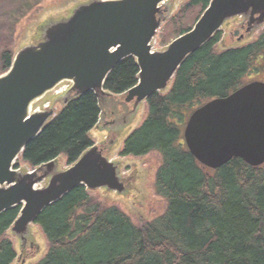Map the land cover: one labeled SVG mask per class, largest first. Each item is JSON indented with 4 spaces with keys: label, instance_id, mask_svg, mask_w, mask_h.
Returning a JSON list of instances; mask_svg holds the SVG:
<instances>
[{
    "label": "trees",
    "instance_id": "16d2710c",
    "mask_svg": "<svg viewBox=\"0 0 264 264\" xmlns=\"http://www.w3.org/2000/svg\"><path fill=\"white\" fill-rule=\"evenodd\" d=\"M209 1L188 0L184 8H198L197 19ZM219 35L220 30L184 59L168 89L147 97L145 118L122 144V156L159 154L154 191L166 202L164 212L138 226L117 206L101 203L78 185L35 219L48 247L33 264H264V164L232 158L210 169L183 139L195 108L251 81H245L248 73L264 72V29L246 44L222 50L216 48ZM11 59L3 47L1 73ZM138 71L135 59L126 57L103 88L123 94L136 84ZM99 114L94 92L70 99L26 144L22 160L35 167L64 154L68 165L74 163L92 145L88 132ZM19 209L0 213V264L17 257L7 231Z\"/></svg>",
    "mask_w": 264,
    "mask_h": 264
},
{
    "label": "water",
    "instance_id": "95a60500",
    "mask_svg": "<svg viewBox=\"0 0 264 264\" xmlns=\"http://www.w3.org/2000/svg\"><path fill=\"white\" fill-rule=\"evenodd\" d=\"M165 0H91L72 14L47 25L41 40L20 48L0 74V213L22 205L11 231L24 240L41 211L68 191L83 185L125 191L117 165L91 146L69 167L56 171V160L21 172L15 159L54 116L53 109L32 111V105L62 81H71L63 98L92 91L100 101L110 96L104 82L121 60L133 57L137 83L124 100L134 108L163 90L184 59L203 45L225 20L244 16L246 31L264 23V0H210L192 28L162 51L151 41L160 25ZM65 93V94H66ZM64 94V95H65ZM189 152L203 166L216 169L232 158L251 166L264 164V81L253 80L231 93L194 109L184 125ZM48 178L44 187H36Z\"/></svg>",
    "mask_w": 264,
    "mask_h": 264
},
{
    "label": "rangeland",
    "instance_id": "374dc122",
    "mask_svg": "<svg viewBox=\"0 0 264 264\" xmlns=\"http://www.w3.org/2000/svg\"><path fill=\"white\" fill-rule=\"evenodd\" d=\"M89 1L91 0H0V52L5 47L9 49L13 57L23 46L35 44L41 40L47 25L69 17L76 6ZM187 1L165 0L163 2L162 14L159 15L160 25L151 41L152 50H164L183 29L192 27L195 23L199 9L196 7L185 9ZM246 22L247 18L244 16H235L226 20L219 28L220 41L216 44V48L222 50L242 46L264 29L263 23L254 25L246 31ZM1 67L0 61V73ZM247 80H264V72L259 70L248 73L245 77V81ZM65 84H60L57 89ZM67 96V93L55 96L54 91L47 92L34 104L33 108L42 110L44 104L50 102L54 114H57L61 111L63 98ZM116 100L122 101L123 96L100 98L103 108L100 121L88 132V136L94 145L98 148L101 146L103 156L117 165L118 176L124 183L125 191L118 193L101 187L89 190V193L105 205L117 206L134 224L139 226L160 216L166 208L165 200L154 191V176L160 164V156L157 152H149L138 157L120 154L123 141L143 121L147 108L145 101L140 102L136 109L133 101L123 102L126 108L124 110L119 108L122 111L118 113ZM119 103L120 106L123 105ZM111 108H116L117 112L106 116ZM131 113H133L132 116ZM15 163L18 164L21 172L33 169L22 160L21 156ZM67 167L65 155L60 154L56 158L55 170L61 171ZM46 184L47 179H43L37 186L43 187ZM24 236V240L21 241L19 235L11 229L7 231V237L13 242L17 252V257L11 264L36 263L47 251V240L35 223L29 224L28 232L26 231Z\"/></svg>",
    "mask_w": 264,
    "mask_h": 264
},
{
    "label": "flooded vegetation",
    "instance_id": "af4514ba",
    "mask_svg": "<svg viewBox=\"0 0 264 264\" xmlns=\"http://www.w3.org/2000/svg\"><path fill=\"white\" fill-rule=\"evenodd\" d=\"M119 108L123 110V109L126 108V106L123 104V105H121ZM120 109H118V113H120V112L122 111V110H120ZM116 112H117L116 108H113V109L111 108V109H110V112L106 113V116H107L108 114H110V113H114V114H115ZM103 127H104V126H103Z\"/></svg>",
    "mask_w": 264,
    "mask_h": 264
}]
</instances>
